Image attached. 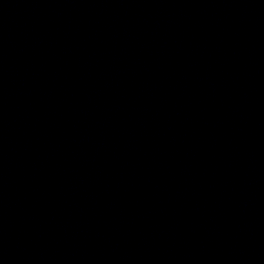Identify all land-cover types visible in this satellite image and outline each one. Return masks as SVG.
Segmentation results:
<instances>
[{
	"label": "water",
	"instance_id": "water-1",
	"mask_svg": "<svg viewBox=\"0 0 264 264\" xmlns=\"http://www.w3.org/2000/svg\"><path fill=\"white\" fill-rule=\"evenodd\" d=\"M0 264H264V0H0Z\"/></svg>",
	"mask_w": 264,
	"mask_h": 264
}]
</instances>
